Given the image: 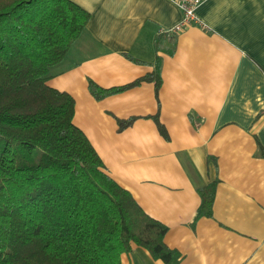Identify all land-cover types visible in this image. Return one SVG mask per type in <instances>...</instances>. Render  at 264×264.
Segmentation results:
<instances>
[{
  "label": "crops",
  "instance_id": "0c3cea01",
  "mask_svg": "<svg viewBox=\"0 0 264 264\" xmlns=\"http://www.w3.org/2000/svg\"><path fill=\"white\" fill-rule=\"evenodd\" d=\"M90 18L46 83L74 99L72 122L109 175L153 218L176 264H264V0H205L172 37V0H72ZM96 99L89 80L124 85ZM158 114L164 137L149 116ZM136 118L121 129L118 120ZM215 180L211 216L194 220ZM121 264H165L142 246Z\"/></svg>",
  "mask_w": 264,
  "mask_h": 264
},
{
  "label": "trees",
  "instance_id": "16d2710c",
  "mask_svg": "<svg viewBox=\"0 0 264 264\" xmlns=\"http://www.w3.org/2000/svg\"><path fill=\"white\" fill-rule=\"evenodd\" d=\"M89 18L72 0H0V264H121L134 245L165 264L181 257L164 242L167 226L109 175L72 122L73 97L46 83ZM142 81L157 91L159 60L124 85L88 88L100 99ZM215 186L198 188L194 220L211 216Z\"/></svg>",
  "mask_w": 264,
  "mask_h": 264
},
{
  "label": "built area",
  "instance_id": "2783aa9c",
  "mask_svg": "<svg viewBox=\"0 0 264 264\" xmlns=\"http://www.w3.org/2000/svg\"><path fill=\"white\" fill-rule=\"evenodd\" d=\"M205 0H172L181 10V18L173 25L163 28L162 32L172 37L186 26L192 23H199L200 20L196 14V8Z\"/></svg>",
  "mask_w": 264,
  "mask_h": 264
}]
</instances>
